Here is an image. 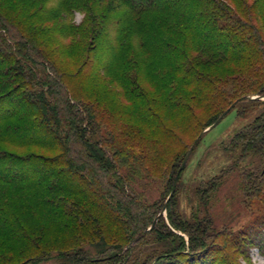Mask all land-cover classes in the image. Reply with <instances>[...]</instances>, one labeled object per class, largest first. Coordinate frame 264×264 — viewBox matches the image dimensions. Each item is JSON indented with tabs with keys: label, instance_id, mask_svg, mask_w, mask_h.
Returning <instances> with one entry per match:
<instances>
[{
	"label": "rangeland",
	"instance_id": "374dc122",
	"mask_svg": "<svg viewBox=\"0 0 264 264\" xmlns=\"http://www.w3.org/2000/svg\"><path fill=\"white\" fill-rule=\"evenodd\" d=\"M112 1L45 0L43 5L47 12L62 6L57 17L64 29L76 33L75 41L80 36L88 43L98 21L108 25L106 31L103 26L107 33L103 41L90 53L91 66L84 68V74L92 73L91 78L83 82L79 76L68 77L66 82L79 102L92 104L87 115L93 121L96 139L105 140L111 151H135V162L130 160L127 170L130 188L135 196H142L143 209L164 237L153 233L134 245L125 241L117 227L106 226L108 236L96 232L99 226L85 222V210H94L83 203L75 188L58 205L48 208L39 204L41 216L34 217V210L13 207L10 199H19L21 205L25 201L41 203L35 190L0 183V264H156L160 256L183 242L189 245V233L171 226V212L185 225L209 220L208 233L215 243L211 254H204L199 261L264 264V219L260 218L264 215V9L257 0L216 1L222 8L221 22L234 26V40L248 44L235 54L247 55L219 61L190 46L188 52L195 54L191 58L197 67L210 68L206 72L215 80L204 84L193 98L181 95L184 74L191 65L180 54L184 47L182 1L172 11L140 14L128 12L117 1L110 5ZM126 13L129 20L120 27L118 22ZM240 24L248 29H238ZM118 29L125 38L118 54L113 55L112 41ZM75 41L60 40L58 45L63 58L59 61L66 67L75 65L69 73L80 70L82 58L88 56L83 52L85 45L80 47ZM75 54L82 58L78 60ZM108 64L113 68L107 73ZM95 79L93 95L84 96L85 86ZM130 88L133 92L127 91ZM234 103L223 121L202 135ZM201 135L168 204L171 207L163 215L165 224H159L158 216L179 169ZM3 149L10 147L0 146V151ZM90 190L96 194L95 189ZM28 194L25 201L19 198ZM113 255L117 258L107 263H93ZM185 262L188 259L184 257L174 264Z\"/></svg>",
	"mask_w": 264,
	"mask_h": 264
},
{
	"label": "trees",
	"instance_id": "16d2710c",
	"mask_svg": "<svg viewBox=\"0 0 264 264\" xmlns=\"http://www.w3.org/2000/svg\"><path fill=\"white\" fill-rule=\"evenodd\" d=\"M44 1L0 0V146L10 147L0 151V183L7 186L27 185L29 189H34L41 203H27L25 200L30 198L29 194L19 196L25 201L22 205L18 203L19 199H10L13 207L19 205L21 210H34V217L41 216L37 207L39 204L48 208L58 205L66 200V194H73L72 189H78L83 203L94 210L90 213L85 210L88 213L87 224L99 226L96 232L102 235L108 234L106 226L117 227L123 232L126 242L139 244L149 235L159 233V229L156 226L144 235L153 222L143 209L146 207L142 204V196L134 195L127 178L130 160L135 162V151H111L105 140L96 139L93 121L87 115L93 109L92 104L79 102L66 82V79L78 76L83 82L91 78L92 73L84 74V68L91 66L90 53L95 50L93 46L103 41V36L107 34L103 26L106 31L108 25L98 21L88 43L80 36L75 41L76 33L64 29L57 17L62 6L47 12ZM115 1L128 12L135 11V14L172 11L182 1L184 31L180 35L184 37V47L180 54L192 65L184 74L181 94L184 97L195 98L204 84L215 82L210 75L212 73L206 72L210 68H203L201 64V68L197 67L195 58H191L195 54L188 52L190 46L196 47L197 53L209 52L219 61L239 60L247 55V52L235 54L248 44L240 39L235 41L234 26L221 22L222 8L216 5L217 0H113L110 5ZM257 1L260 9H264V0ZM128 20L126 13L118 24L122 27ZM238 26L240 30L248 29L247 25ZM116 35L112 41L113 55L118 54L125 38L120 29ZM60 40L67 43L75 41L80 47L85 45L83 52L88 56L80 53L84 55V60L79 54L74 55L78 60L82 58V67L75 73L68 71L75 65L66 67L59 61L62 58L58 47ZM108 65L105 68L107 73L113 68ZM96 82L97 79L86 85L82 94L92 96ZM127 91L133 92L131 88ZM99 95L97 98H100ZM99 104L97 99L96 106L99 107ZM91 188L96 190V194L91 192ZM170 207L171 204L168 209ZM262 215L260 218L264 219ZM169 221L173 228L189 233V245L183 242L170 253L160 256L156 264L180 263L184 257L188 262L183 264H210L199 261L204 254H211L215 243L208 233L206 222L209 220L195 226L185 225L171 212ZM164 222L162 216L158 223ZM20 230L21 233L26 232L25 229ZM163 233L159 234L164 237ZM97 248L101 247L98 245ZM116 258L114 255L102 256L93 263H107Z\"/></svg>",
	"mask_w": 264,
	"mask_h": 264
},
{
	"label": "water",
	"instance_id": "95a60500",
	"mask_svg": "<svg viewBox=\"0 0 264 264\" xmlns=\"http://www.w3.org/2000/svg\"><path fill=\"white\" fill-rule=\"evenodd\" d=\"M248 98H249L250 100L259 99V98H255V97H248ZM236 104H237V103L233 104V106H232L231 108H229L226 112H224V113L222 114V116H221V117H220V118H219V119H218L213 125H211L207 130H205V131L203 132L202 135H204L205 133H207V132H209V131L215 129V128H216V127H217V126L223 121V119H224V118H225V117L231 112V110L234 108V106H235ZM202 135L196 140V142H195L194 145L192 146L191 150L189 151L187 157L185 158V160H184V162H183L181 168L179 169V172H178V174H177V176H176V178H175L174 184H173V189H172L171 195L169 196L167 202L165 203L163 210H162L161 213L159 214L158 219L161 218V217L165 214V212H166V210H167V207H168V204H169V202L171 201L173 195H174L175 192H176L177 185H178L179 180H180V178H181V174H182L183 170L185 169V166H186V164H187V162H188V160H189V158H190V156H191V154H192V152H193V150H194L196 144L199 142L200 138L202 137ZM156 224H157V222H155V223H154V224H153V225L147 230V232L150 231V230H152L153 228H155ZM147 232H146V233H147ZM146 233H145V234H146ZM145 234H144V235H145Z\"/></svg>",
	"mask_w": 264,
	"mask_h": 264
}]
</instances>
